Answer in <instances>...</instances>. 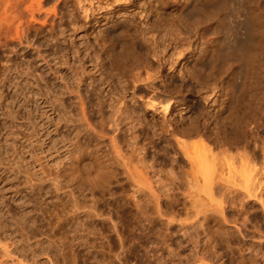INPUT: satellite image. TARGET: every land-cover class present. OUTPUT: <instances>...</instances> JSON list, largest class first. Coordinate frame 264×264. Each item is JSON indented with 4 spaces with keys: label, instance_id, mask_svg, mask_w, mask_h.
Listing matches in <instances>:
<instances>
[{
    "label": "bare ground",
    "instance_id": "bare-ground-1",
    "mask_svg": "<svg viewBox=\"0 0 264 264\" xmlns=\"http://www.w3.org/2000/svg\"><path fill=\"white\" fill-rule=\"evenodd\" d=\"M82 2L0 0V95L10 90L13 66L25 68L28 133L38 135L36 121L49 110L80 119L58 168L39 163L57 210L46 216L43 207L15 228L0 217V264H151L143 245L132 263L128 244L138 237L171 244L182 235L217 260L230 253L236 264H264V0H95L88 9ZM79 11L103 21L107 53H126L121 94L109 95L99 67L88 81L71 78L74 91L63 83L67 102L56 98L45 110L39 82L60 70L40 62V42L71 40ZM228 69L226 78H209ZM249 81L251 98L237 113ZM5 165L0 158V174H10ZM42 185L35 179L34 195ZM80 198L88 200L85 227L76 225Z\"/></svg>",
    "mask_w": 264,
    "mask_h": 264
},
{
    "label": "rangeland",
    "instance_id": "rangeland-1",
    "mask_svg": "<svg viewBox=\"0 0 264 264\" xmlns=\"http://www.w3.org/2000/svg\"><path fill=\"white\" fill-rule=\"evenodd\" d=\"M94 1L95 0H83L82 3L88 9V6L90 5V3L94 2ZM80 12L81 11H79L78 18H77V19H79L78 20L79 25L77 24L76 26H74L73 30L71 31V34L73 36L72 38H70L71 40L66 39L65 36H63L61 34H58L57 38L54 41L42 38V42H40L39 49L41 50V53H42L41 58H40V62L42 64L47 63L46 66L50 65V67L52 68L53 71L56 70L57 67H58V70H60V73L56 72L58 75L57 79L56 78L53 79V77H52L53 75L50 73L44 72L42 74L43 76L39 82V88H40V98H41V100H43L45 102V104H43L45 110H47V109L49 110V108L54 104L53 101L56 98L61 99L63 101L66 100V102H67V98H66L67 94L66 93H67L68 88L65 89L66 87H63V85H62L63 83L68 82L71 78L73 80V77H75L74 80L75 81L78 80V82L81 79H86L88 81V76H92L93 78L96 77L95 75L98 73L99 67H103L104 71L106 73V75H105L106 78H105L103 84L105 86H107V88H110L109 89V95L111 97H115V96L117 97L121 94V83L119 81V74H120V71H122L123 59L126 58V56H125L126 53L119 50V49L117 52H114L112 54L107 53L104 50V46H102L103 43L100 40V36L98 35L99 34L98 29H100V27L102 26L103 21H101V23L98 21H93L92 23L88 22V17H86V14L80 13ZM87 13H88V10H87ZM100 15L101 14H98V16H100ZM101 19H102V17H100V20ZM237 19H239V18H236V20ZM97 36H99V37H97ZM68 40H69V42H68ZM134 44L137 45V43H134ZM88 47L90 49L89 51H90L91 56L93 58L91 61H88V54H87L88 53V51H87ZM128 63H131V61L129 60ZM62 70H63V73L64 72H67V73L64 75H60L62 73ZM167 71H168V69H167ZM225 71L220 72V73L214 72L213 74L209 75V78L212 77L213 75L216 76L217 74H221V75H223L222 77L226 78L227 73H229L230 70L228 69V72L226 71V75H225ZM10 74H11L10 75V84L7 83L8 86L10 87V90L5 91L3 94L0 95V154H1L0 158H1V162L3 163V165L4 164L7 165V163H8V165H7L8 167H6V168H9V169H6V170L10 171V174L9 173L6 175L0 174V190L2 189L3 193L6 195V198L8 197L6 199L8 206L0 203V217H1L2 221L6 220L3 222H5L4 223L5 225L7 224L6 225L7 228H15L20 223H21L20 225H22V224L26 225L27 222H29V220H30V216L34 217V215H36V217H37L38 214H35V213L37 212V210L40 211L41 208H43V207H44L43 209H45V215L46 216H48L53 211L57 210L58 206H54V203L51 202L53 199L56 198L54 196L56 194L54 192L55 188H53L51 185L52 181L48 177H44V175L42 174V171L39 170L40 169L39 163H41V162H42V164L45 163L44 166L48 170L50 169V167H51V169H53V170L50 169L51 171H55L54 168H56V169L58 168L60 162H62L64 160V158L67 156L66 155L67 154L66 153L67 152L66 146H69V143H70L69 140L72 139L73 133H75V131L78 129L77 126H79L78 121L80 122V119L78 116L75 117V115H73L71 112H67L66 114L62 115V114H55L51 110H49L47 112H43V114L41 113L42 115L40 114V117H38L37 121L35 119V121L37 122V127H38L37 128L38 135L33 136V134L28 133L29 131L26 130L29 127L26 124L27 108L23 104V100H24V93L23 92L25 91V88H31L32 87L31 84L29 85V83H30L28 80V78H30L28 75L29 73H28V70H26L25 68L13 66ZM71 74H72V76H71ZM251 74H252V72H251ZM217 76L221 77L220 75H217ZM252 76H253V74L250 75V77H252ZM204 77H208V76H204ZM252 79H253V77H252ZM249 80H251V79L249 78ZM75 81L73 83H75ZM69 82H68V84H69ZM71 83L72 82H70V85H71V87H73V89L72 88H70V89H72L74 91L76 86L75 85L72 86L73 83L72 84ZM75 84H77V83H75ZM247 84H248L247 85L248 88H246V89H248V90H246L247 92H245L246 94H244V97H245L244 101L246 104L244 103V104L240 105L241 107L240 106H239L240 108L238 107V109L236 111L237 113L240 112V110L243 111L244 109H246V105L248 104V101L251 98L250 93H251V89H252V81H249ZM250 86H251V88H250ZM118 92H120V94ZM180 107H182V106H178L177 109L180 110ZM10 112H12V113H10ZM183 113H184L183 116L188 117L189 113L187 112L186 109ZM176 115L178 116V113H176ZM178 119H184V118H182L181 116H178ZM73 130H75V131H73ZM71 133H72V135H71ZM69 136H71V137H69ZM195 139H199V138H195ZM193 140H194V138H193ZM32 141L36 142L35 143L36 144L35 149H36V152H38V156H37V157H39L38 161H40V162H38V164H36L37 161H35V159L33 162V159L30 157V154H31L30 142H32ZM64 142H66L67 144ZM15 158L16 159L20 158L23 160L19 163L15 160ZM39 159H41V160H39ZM31 162H33V163H31ZM20 164H21V167L24 165L22 168L24 169V171L26 170L25 172H28V174H29V172L32 173V179H34V181H35V179L36 180L37 179L42 180L43 185H42L40 191L34 190L35 192H38V194L34 195V192L31 189V185L34 181L31 180V178L26 179V177H24L25 172L23 171V169H21V171L17 173L18 176L16 175V172H15L16 169L15 168L18 165L20 166ZM35 166H36V168L34 169ZM31 168H32V170H31ZM27 170H29V171H27ZM34 173H36V174H34ZM33 175L36 178H33L34 177ZM38 175H40V176L42 175V178ZM20 177H22L21 178L22 180L20 179ZM43 179H45V180H43ZM46 179H48V180H46ZM25 180H29V181L27 182ZM30 180L33 182H31ZM44 181H46V182H44ZM44 187H45V189H44ZM43 189H44V191H43ZM63 189L66 190L67 188H63ZM50 190H52V192ZM3 193L1 192V194H3ZM31 193L33 195H27V194H31ZM25 195H26V197H25ZM37 195H39V197ZM42 198H43V200H42ZM37 199L40 201H38ZM9 202H10V204H9ZM72 203L73 202H69V204L67 203L68 207L72 208L71 207V205L73 206ZM47 205H49V206H47ZM78 205H79V207H80L79 209L81 211H79L80 215H79V213H77V215L79 217H77L76 221H78V222L76 225L80 224L83 227H85L86 225L88 226V224H87L88 223V218H87L88 216L85 215L86 213L83 214V211H82L83 209L88 210V200H84V199L80 198ZM38 206L39 207L41 206V207L39 208ZM52 206H54L56 208H54ZM60 207L61 206H59V209H60ZM52 209H54V210H52ZM39 211H38V213H39ZM27 212L30 214H28ZM183 216H180L182 218L181 219L178 218V219L183 220V221L187 220ZM173 227L175 228L174 225H172V229H174ZM187 236H189V235H187ZM187 236L182 235L177 239L178 241L177 240L175 241L176 243L172 242L171 244H169V242L164 243L163 241H161L162 239H157L154 237L151 238L150 242L148 240L142 239V237L141 238L138 237V240H137V238L134 239V241H136V242L133 241V242H131L133 244H131V243L128 244V248L131 246L130 248L132 249V247H133V250H134V251L132 250V253H131V249L129 248L130 251H128V254L132 257L131 258L132 263H135L137 258L134 255L137 251L141 252V250L139 248L143 245L141 247V249L143 248V249H146L147 251L149 250L148 251L149 253H147V254H150V255H148V256H150L149 259H151L152 257L153 258L151 260L154 259L153 261L150 260L151 264H192V263L193 264H236L235 262L230 260V258H229L230 253L229 252H228L229 254L226 256V258L223 257V260H221V259L217 260L216 258H214L212 256L210 257V256H208L202 252H197L195 247H194V244L192 242V239L190 237H187ZM158 240H160V242ZM202 242L205 244V241H202ZM135 247H136V249H134ZM161 251L163 254L161 253ZM137 253H136V256H137ZM133 256H134V258H133ZM195 256H197V257H195ZM45 257H46L45 254H40V258L42 260L43 259L46 260ZM192 258H193V260H190ZM202 259H204V260H202ZM136 264H137V262H136Z\"/></svg>",
    "mask_w": 264,
    "mask_h": 264
}]
</instances>
